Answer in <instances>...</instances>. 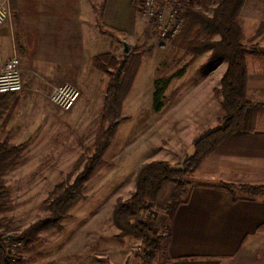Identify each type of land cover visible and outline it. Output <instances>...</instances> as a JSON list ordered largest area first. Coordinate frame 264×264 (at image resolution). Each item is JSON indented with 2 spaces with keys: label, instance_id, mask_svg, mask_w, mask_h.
I'll use <instances>...</instances> for the list:
<instances>
[{
  "label": "crops",
  "instance_id": "crops-1",
  "mask_svg": "<svg viewBox=\"0 0 264 264\" xmlns=\"http://www.w3.org/2000/svg\"><path fill=\"white\" fill-rule=\"evenodd\" d=\"M8 1L9 16L0 27V64L16 56L24 87L14 94L9 108L0 116V142L21 146L22 152L45 137L51 113H60L49 101L51 85L69 82L78 88L80 97L71 114L79 109L88 113L97 105L101 112L107 78L95 69L94 57L112 53L119 59L129 52L126 46L140 47L144 43L150 54L156 53L153 39L146 38L151 25L144 22L146 16L138 0ZM186 2L182 0V7ZM203 2L198 0L196 8L201 10ZM212 10L210 14L201 11L211 16ZM237 24L242 45L258 50V54L248 51L244 56L249 106L242 129L219 144L193 170L191 175L196 178L188 182L173 217H168L166 236L152 264H256L260 260L257 256L264 255V248H260V241L264 246V192L254 194L242 189L264 188V0H245L237 13ZM169 44L158 45L163 48ZM144 56L123 101L121 118L126 123L131 120L123 115L125 101ZM200 56L210 65L203 77L190 83L188 72L173 73L160 111L154 112L152 107L159 62L145 68L151 85L148 108L152 112L139 116L137 112L143 111L145 104L139 103L137 96L132 98L135 126L151 127L150 143L156 146L162 161L170 162L184 142L193 147L199 137L220 126L223 111L218 91L226 65L213 76L218 62H208L209 52ZM46 102L51 106L49 113ZM208 106L213 107L209 114ZM207 120L212 124L205 133L199 137L189 133V126L204 123L206 127ZM162 132L165 139L159 136ZM225 186H232L231 192ZM77 235L71 234L70 240L60 243L56 264H110L105 249L96 255L79 254L78 242H74ZM112 253V259H118L119 252L113 249Z\"/></svg>",
  "mask_w": 264,
  "mask_h": 264
},
{
  "label": "rangeland",
  "instance_id": "rangeland-1",
  "mask_svg": "<svg viewBox=\"0 0 264 264\" xmlns=\"http://www.w3.org/2000/svg\"><path fill=\"white\" fill-rule=\"evenodd\" d=\"M218 1L204 0L199 7L203 12L210 14ZM186 3L196 7L198 0H187ZM148 21L145 17L144 22ZM149 32L146 38L153 39L152 44L155 45L156 53L145 54L142 69L125 101L123 115L129 117L128 120L131 121L118 125L100 165L84 183L82 198L77 201L69 212V217L61 222L59 228L39 234L28 246L10 238L12 234L20 232L46 214L43 204L56 184L64 181L72 182L81 171V167L79 170H74L73 167L78 158L84 156L87 159L92 154V145L101 128V112L98 105L88 113L82 109L73 114L70 113L71 111L61 110L59 115L51 113L52 121L47 123L45 137L39 142L29 144V148L26 147L27 149L21 154L20 163L2 176L9 192L11 209L0 215V234L6 237L3 242L5 248L20 259V264H56L60 256V243L70 240L71 234L74 237L76 233L78 235L74 242H78L79 254L92 252L96 255L105 249L110 264H124L126 253L128 257L125 264H146L143 257L145 246L142 245L140 238L136 235L118 238L119 231L112 223L114 203L117 198H128L133 192L137 168L148 161L161 160L156 152V146L150 143L151 127L135 126L136 113L132 109V98L137 96L138 102L145 104L143 111L137 112L139 116L152 112L151 108H148L151 103V85L145 72L146 66L152 65V62L154 64L159 62L155 81L160 82V87L173 73L176 74L181 70L188 72L190 83L196 82L203 77V73L210 66L205 62L204 56L185 54L181 50L171 48V44L161 48L158 44L168 41L172 43L175 38L171 41L158 40L157 31L152 25ZM140 48L147 50L149 47L144 43ZM126 49L130 51L132 48L126 46ZM215 65L216 71L213 72V76L222 72L226 63L219 61ZM44 106L49 113L51 106L47 102ZM210 107L207 108L208 114L213 110V107ZM211 124L212 121L207 120L206 127L202 123L199 127L189 126L188 130L189 133L199 137L198 135L205 133ZM159 136L165 139L163 132ZM192 154L193 147L184 142L183 149L178 151L176 158L168 163L173 168H181L184 161L182 159H187ZM191 174L182 180V184L164 183L157 200L149 206L140 219L148 226L151 237L159 245L161 239L166 236L168 205L185 195L188 182L196 178ZM262 243L263 241H260V248H264L261 246ZM108 249L111 251L109 252ZM113 249L119 252L116 260L112 259ZM155 256L147 264H152ZM258 257L260 260L256 261V264H264V255Z\"/></svg>",
  "mask_w": 264,
  "mask_h": 264
},
{
  "label": "trees",
  "instance_id": "trees-1",
  "mask_svg": "<svg viewBox=\"0 0 264 264\" xmlns=\"http://www.w3.org/2000/svg\"><path fill=\"white\" fill-rule=\"evenodd\" d=\"M245 0H219L211 16L191 4H184L180 13L183 25L171 43V47L185 54L200 56L209 52L208 62L224 61L226 69L220 80V107L223 111L220 126L199 137L193 144V154L185 159L181 168H173L168 162L153 160L140 165L135 174V186L128 198H117L112 210V223L119 231L118 238L136 235L140 238L143 257L146 264L153 260L160 245L151 237V231L140 221L144 212L157 200L164 183L182 184V180L193 172L200 161L211 153L219 144L242 129L244 113L249 102L246 100L245 54H258L255 47L245 48L241 41V31L237 24V13ZM150 53V48L143 50L133 47L118 59L112 53L97 55L93 59L95 69L107 78V86L101 109V128L92 145V154L86 159H77L73 169L81 171L72 182L56 184L48 194L43 210L46 214L31 223L20 232L10 236L11 239L28 246L37 236L48 230L59 228L61 222L69 217V212L82 198L84 183L100 165L103 155L113 139L121 118L123 101L126 98L136 73L141 57ZM168 81L160 87L154 83L153 111L161 110L164 90ZM15 93L0 95V116L9 108ZM22 147L8 146L0 142V215L11 209L9 192L2 176L21 161ZM231 192L232 186L223 187ZM242 189L254 194L264 192L263 187H246ZM178 200L168 205V217L171 219L178 207ZM6 237L0 234V264H20V259L12 255L4 246Z\"/></svg>",
  "mask_w": 264,
  "mask_h": 264
},
{
  "label": "built area",
  "instance_id": "built-area-1",
  "mask_svg": "<svg viewBox=\"0 0 264 264\" xmlns=\"http://www.w3.org/2000/svg\"><path fill=\"white\" fill-rule=\"evenodd\" d=\"M8 3V0H0V27L9 16ZM139 4L149 24L156 29L158 40H173L178 35L184 20L180 13L182 0H139ZM23 87L18 58L12 56L3 60L0 64V95L18 93ZM50 89V103L63 112L70 111L80 97L78 88L69 82L51 85Z\"/></svg>",
  "mask_w": 264,
  "mask_h": 264
}]
</instances>
